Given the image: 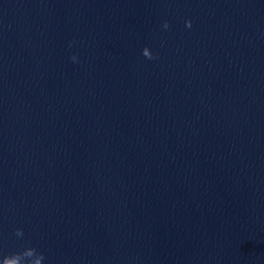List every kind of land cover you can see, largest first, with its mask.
I'll list each match as a JSON object with an SVG mask.
<instances>
[{"label": "water", "instance_id": "1", "mask_svg": "<svg viewBox=\"0 0 264 264\" xmlns=\"http://www.w3.org/2000/svg\"><path fill=\"white\" fill-rule=\"evenodd\" d=\"M25 248L264 264V0H0V258Z\"/></svg>", "mask_w": 264, "mask_h": 264}, {"label": "clouds", "instance_id": "2", "mask_svg": "<svg viewBox=\"0 0 264 264\" xmlns=\"http://www.w3.org/2000/svg\"><path fill=\"white\" fill-rule=\"evenodd\" d=\"M162 27L167 29L168 23H163ZM185 27L191 28V21H185ZM141 54L148 60L156 59V57L149 51L148 48L142 49ZM72 62H77L76 56H71ZM17 238L23 237V231L17 229L14 233ZM45 257L42 253H39L35 248H25L23 251L15 252L11 255L3 256L0 258V264H43Z\"/></svg>", "mask_w": 264, "mask_h": 264}]
</instances>
